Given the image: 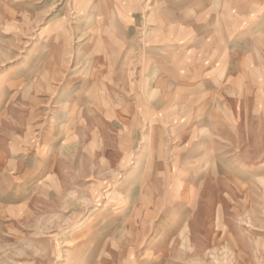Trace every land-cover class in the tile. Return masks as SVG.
<instances>
[{"label":"rangeland","instance_id":"rangeland-1","mask_svg":"<svg viewBox=\"0 0 264 264\" xmlns=\"http://www.w3.org/2000/svg\"><path fill=\"white\" fill-rule=\"evenodd\" d=\"M200 2L0 0V264H264V34Z\"/></svg>","mask_w":264,"mask_h":264},{"label":"crops","instance_id":"crops-1","mask_svg":"<svg viewBox=\"0 0 264 264\" xmlns=\"http://www.w3.org/2000/svg\"><path fill=\"white\" fill-rule=\"evenodd\" d=\"M219 1L220 2L217 4L214 1L208 3L202 0V2L198 3L196 6L191 7H189L188 4L186 14L187 21L191 19L190 16L192 12L197 16L199 12H202V14H204L208 10L206 14H211L212 16L211 18L207 19L205 23L200 24V26H202V33H200L199 35H195L194 39H192L194 41L193 45H196L195 43H197L198 47L200 48L203 44H205L206 41L211 42V39L213 37L219 36L218 50H220V53L222 52L223 54H225L227 42L224 28L239 27L241 28V34L238 35L239 39L243 37L245 38L244 40L239 41L240 43L238 42L236 46V48H238L237 52L239 51L240 54L236 52L237 54L233 55V57L250 58V56L248 55H250V52L252 51V43L250 42V38L248 36L257 32H262L264 34V0H228V3L224 0ZM233 10L234 12H236V14L229 13L233 12ZM210 11H212V13ZM193 22V20H190V22L186 24L187 27L192 26L194 28L196 24ZM212 27L222 28L220 30L221 34L217 35L216 31ZM200 29H198V32H200ZM191 47L192 45H187L188 49H191ZM240 55H242V57ZM245 63H247V59H245L241 66H243ZM238 69L239 74H249V72H243L246 69L245 66Z\"/></svg>","mask_w":264,"mask_h":264}]
</instances>
